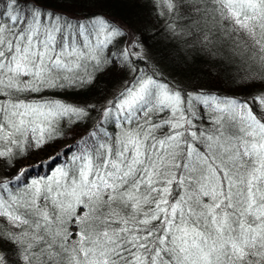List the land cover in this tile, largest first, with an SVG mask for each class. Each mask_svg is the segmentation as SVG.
Segmentation results:
<instances>
[{"label":"snow or ice","instance_id":"snow-or-ice-1","mask_svg":"<svg viewBox=\"0 0 264 264\" xmlns=\"http://www.w3.org/2000/svg\"><path fill=\"white\" fill-rule=\"evenodd\" d=\"M0 165V264H264V0H0Z\"/></svg>","mask_w":264,"mask_h":264},{"label":"trees","instance_id":"trees-1","mask_svg":"<svg viewBox=\"0 0 264 264\" xmlns=\"http://www.w3.org/2000/svg\"><path fill=\"white\" fill-rule=\"evenodd\" d=\"M159 27V25H157ZM151 43V41H150ZM167 46L169 49H172V45L167 41L164 40L161 45H159L160 48H164ZM175 54V50H173ZM227 63V62H226ZM158 65V74H162L165 78L170 80L174 84H178V86L181 87H190L192 84L198 83L197 79L193 78L192 72L185 69L180 61L178 59L173 60L172 57H169L168 59H160L159 52H154L152 56V60L149 62V67L151 68L152 65ZM221 68L225 67V65H221ZM141 68L144 69L143 65H141ZM235 70L233 69L232 72L225 71L223 74V78L225 81L226 87L223 88V91L225 93L229 92L231 85V81L229 80V76L231 74H234ZM123 78V74L117 70H113L111 73L106 74L104 77H102L96 85L93 86L92 90L86 94H81L79 96L69 97L70 100H73L78 103H92L96 104V106L99 108L106 96H109L113 92V89L119 86V80ZM217 91H220L219 88L216 89ZM235 94L238 96L245 95V92L243 89H237ZM63 143H71L70 140L63 141L61 144H57L55 147H50L46 149L43 152L40 153H32L30 157L24 158L19 160L18 164L16 165V168L20 167H29L30 171L28 173L29 182L36 178H41L44 175L47 174L48 168L45 166L44 168L34 167L39 161L45 160L49 155L54 154ZM32 157V158H31ZM32 159V160H30ZM15 168L11 167H4L0 165V173H6L9 177L13 174L15 171ZM3 224H0V227H3Z\"/></svg>","mask_w":264,"mask_h":264},{"label":"rangeland","instance_id":"rangeland-1","mask_svg":"<svg viewBox=\"0 0 264 264\" xmlns=\"http://www.w3.org/2000/svg\"><path fill=\"white\" fill-rule=\"evenodd\" d=\"M118 87H119V86H118ZM118 87L114 88V89H113V92H114ZM113 92H112V93H113ZM112 93H111V94H112ZM111 94H109V96H107V97H110ZM31 158H32V157H31ZM30 160H32V159H30ZM32 161H33V160H32Z\"/></svg>","mask_w":264,"mask_h":264}]
</instances>
